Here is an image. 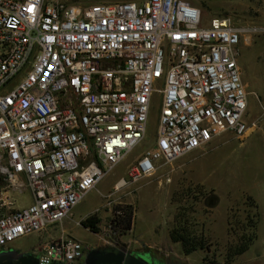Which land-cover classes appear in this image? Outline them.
Instances as JSON below:
<instances>
[{"label":"built area","instance_id":"1","mask_svg":"<svg viewBox=\"0 0 264 264\" xmlns=\"http://www.w3.org/2000/svg\"><path fill=\"white\" fill-rule=\"evenodd\" d=\"M245 33L229 18L203 23L183 0H0V250L61 224L143 140L160 82L155 145L114 192L223 132L244 137L237 59ZM259 59L264 73V50ZM114 217L108 229L119 236ZM86 252L60 235L30 254L37 264H84Z\"/></svg>","mask_w":264,"mask_h":264},{"label":"rangeland","instance_id":"2","mask_svg":"<svg viewBox=\"0 0 264 264\" xmlns=\"http://www.w3.org/2000/svg\"><path fill=\"white\" fill-rule=\"evenodd\" d=\"M126 1L140 3L144 0H78L87 4ZM183 1L200 10L203 23L213 17H224L229 18L236 27L246 30L239 42L237 59L240 80L246 93V110L242 121L248 126L255 123L263 130L264 73L259 56L264 50V0ZM257 29L259 31L254 32ZM154 89L143 140L95 189L85 195L61 224L48 227L45 232L24 236L10 244L9 250L30 254L60 235L84 243L89 251L108 249L109 245L104 240H115L120 245H126L127 250H132L133 245L136 248L137 243L160 244L167 235L175 213L171 197L180 200L182 206H189L193 197L186 199L183 196L189 188H194L196 192L199 190L200 194H204H197L199 202L193 207L196 209L195 218L203 225L210 244L207 260H222L226 245L236 241V237L227 235L228 216L234 223V220H243L246 216L255 220L257 214L256 239L248 251L237 257L232 264H264V130L253 131L242 142L232 132H223L216 139H226V143L214 140L172 162L160 161L153 176L114 192L117 181L125 178L127 167L155 145L163 82L155 85ZM211 195L219 199L216 208L205 205L206 198ZM107 196H111L109 204L105 199ZM26 198H17L18 207L26 206ZM248 198L254 201L256 209L250 207ZM118 205L131 206L133 226L131 231L113 236L108 225L111 213ZM90 216L100 220L98 233H91L80 224ZM173 248L163 243L159 251L152 250L155 263L200 264L205 255L196 251L184 256L179 244H173Z\"/></svg>","mask_w":264,"mask_h":264},{"label":"trees","instance_id":"3","mask_svg":"<svg viewBox=\"0 0 264 264\" xmlns=\"http://www.w3.org/2000/svg\"><path fill=\"white\" fill-rule=\"evenodd\" d=\"M78 2V0H73ZM197 191V190H196ZM194 188H189L186 195L183 196L186 199L192 198V203L189 206H182L180 200H176L173 196L170 199L172 205H174L175 213L173 215L172 223L168 231L169 241L173 244H179L181 247V253L184 256H188L196 251H201L205 255L202 258L200 264H232L237 257L248 251L249 247L253 244L256 239V225H257V214H255V220L253 218H248L247 216L243 219H236L234 223L227 217V235H232L236 237L234 243H229L226 245L222 260L213 259L212 261L207 260V253H209L210 244L208 239L204 234V227L202 224L197 222L195 218L196 209L193 205L199 202V197L197 194L201 192H196ZM196 194V195H195ZM193 195V196H192ZM195 195V196H194ZM206 197V196H205ZM213 195L209 196L205 200V205L207 207L212 203ZM250 207L256 209V204L250 198ZM120 214L116 216V213ZM115 217L112 219V230L116 232L119 236L131 231L133 226V210L131 206L118 205L113 211ZM81 226L88 229L91 233L99 232L100 220L96 216H90L80 222ZM236 226L238 229H236ZM239 231L240 233L238 234Z\"/></svg>","mask_w":264,"mask_h":264},{"label":"water","instance_id":"4","mask_svg":"<svg viewBox=\"0 0 264 264\" xmlns=\"http://www.w3.org/2000/svg\"><path fill=\"white\" fill-rule=\"evenodd\" d=\"M217 202L215 196L212 197L210 206ZM120 250L111 249L92 250L88 252L84 259V264H157L140 253H132L126 250L125 245H121ZM0 264H37L35 258L28 253H18L14 250L0 252Z\"/></svg>","mask_w":264,"mask_h":264},{"label":"crops","instance_id":"5","mask_svg":"<svg viewBox=\"0 0 264 264\" xmlns=\"http://www.w3.org/2000/svg\"><path fill=\"white\" fill-rule=\"evenodd\" d=\"M260 57V56H259ZM238 64V63H237ZM239 67V66H238ZM239 70H240V67H239ZM240 74H241V72H240ZM244 87V86H243ZM248 126V125H247ZM263 131L264 130V128H263V130L261 129V128H258V126L254 123V124H252V126H248V132H247V134L244 136V137H242V138H239L240 140H241V142L245 139V138H247L253 131ZM217 141L218 143L219 142H224L226 139H223V138H221V139H216V137H215V139H213L212 141ZM211 142V141H210ZM227 141H225L224 143H226ZM216 198H217V203H216V207H217V205H218V202H219V199H218V197L217 196H215ZM214 206V207H215ZM215 207V208H216ZM213 208V207H212ZM171 223H172V221H171ZM171 223H170V225H169V228H168V230H167V235H166V237L164 238V240L163 241H160V244H158V242L156 243V242H154V243H147V244H141V243H137V241H133V243H137V247L135 248L134 247V245L132 246V250H135V251H137V250H139V251H148V252H151L152 250H157V251H159V248L162 246V244L163 243H167V244H169L170 245V247L172 248V249H175V248H173V243H171L170 241H169V238H168V231H169V229H170V226H171ZM132 230V229H131ZM227 230V229H226Z\"/></svg>","mask_w":264,"mask_h":264},{"label":"flooded vegetation","instance_id":"6","mask_svg":"<svg viewBox=\"0 0 264 264\" xmlns=\"http://www.w3.org/2000/svg\"><path fill=\"white\" fill-rule=\"evenodd\" d=\"M122 248V246H119V247H117V248H113V250L114 251H117V250H120ZM108 249H111V248H108ZM9 250V248L8 249H6V250H0V252L1 251H8ZM127 250V249H126ZM127 251H129V252H132V253H140V254H142V255H145L146 257H148L151 261H152V263L154 262V256L152 255V253L151 252H148V251H139V250H137V251H133V250H127ZM88 254V252H86V253H84V255H83V257H82V261L85 259V257H86V255ZM34 257V256H33ZM35 258V257H34ZM35 260H36V258H35Z\"/></svg>","mask_w":264,"mask_h":264},{"label":"snow or ice","instance_id":"7","mask_svg":"<svg viewBox=\"0 0 264 264\" xmlns=\"http://www.w3.org/2000/svg\"><path fill=\"white\" fill-rule=\"evenodd\" d=\"M29 11H31V9H29Z\"/></svg>","mask_w":264,"mask_h":264}]
</instances>
